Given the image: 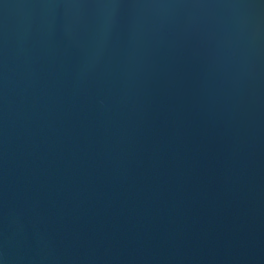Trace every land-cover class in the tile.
<instances>
[{
	"label": "water",
	"instance_id": "1",
	"mask_svg": "<svg viewBox=\"0 0 264 264\" xmlns=\"http://www.w3.org/2000/svg\"><path fill=\"white\" fill-rule=\"evenodd\" d=\"M0 264H264V0H0Z\"/></svg>",
	"mask_w": 264,
	"mask_h": 264
}]
</instances>
